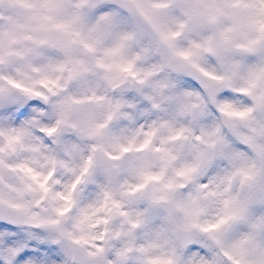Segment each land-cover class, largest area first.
Here are the masks:
<instances>
[{"label": "rangeland", "instance_id": "374dc122", "mask_svg": "<svg viewBox=\"0 0 264 264\" xmlns=\"http://www.w3.org/2000/svg\"><path fill=\"white\" fill-rule=\"evenodd\" d=\"M125 77L135 89L112 95ZM12 85L0 264H75L73 241L106 242L111 264H264V0H0V90ZM63 122L76 131L55 145ZM143 190L200 229L192 245Z\"/></svg>", "mask_w": 264, "mask_h": 264}, {"label": "water", "instance_id": "95a60500", "mask_svg": "<svg viewBox=\"0 0 264 264\" xmlns=\"http://www.w3.org/2000/svg\"><path fill=\"white\" fill-rule=\"evenodd\" d=\"M134 89V82L129 80V79H124L116 84H114L111 87V92L113 94H126L128 92H131ZM18 93L16 89H10L8 91H3L0 92V101H7L9 100L13 94ZM263 109V115H264V104L262 106ZM75 130V128L73 126H71L70 124L67 123H63L60 131L55 134L56 137V142L59 141L61 135L63 134H71L73 133ZM262 139L264 142V130L262 132ZM259 160H260V171L259 174L257 176V180L255 183V189L257 191V193L260 196H264V145L262 146L261 150L259 151ZM107 173L109 176V179L113 182L115 180V174H116V168L111 165L108 164L107 166ZM91 177V173L88 175V179ZM143 196H146V193L143 192ZM152 204L158 205L160 207H162L165 211H167L171 217V221L174 227V234L177 238V240L179 241L181 247H186L187 245H189L190 243L194 242L196 236H197V230L196 229H186V228H182L180 226H178L175 221L172 219V215H173V211H171V209L169 208L167 202L163 199H150L149 200ZM47 228L49 226H46ZM73 252L75 254V260L79 263V264H108L105 261L104 255L103 253H99V254H95L92 256H86L84 254L83 249L80 246L74 245L73 248ZM126 258L123 259V261H125Z\"/></svg>", "mask_w": 264, "mask_h": 264}, {"label": "bare ground", "instance_id": "6f19581e", "mask_svg": "<svg viewBox=\"0 0 264 264\" xmlns=\"http://www.w3.org/2000/svg\"><path fill=\"white\" fill-rule=\"evenodd\" d=\"M164 57H167L168 55H169V52L167 51V48L164 46L163 47V54H162ZM163 64V60L160 62V65H162ZM62 119H64L63 117H62ZM28 129H29V124H28ZM30 130V129H29ZM91 130V129H90ZM25 134L27 135H30L31 134V132H25ZM90 136V131L88 130V133L86 134V135H84V138H88ZM29 137V136H28ZM30 137H31V135H30ZM30 137H29V139H30ZM93 148H94V146H92ZM125 153H129V155H127V156H125V155H123L122 157H120V159H124V160H126V159H128L129 157H131V154H134V150H131V151H128V152H125ZM80 153H78V155H79ZM119 162H121L120 160H119ZM197 188H199V187H197ZM125 198H128V197H126L125 196ZM127 204V203H126ZM114 205V204H113ZM113 205L112 204H110V207H111V209H112V212L116 209L115 207H113ZM109 206V205H108Z\"/></svg>", "mask_w": 264, "mask_h": 264}]
</instances>
